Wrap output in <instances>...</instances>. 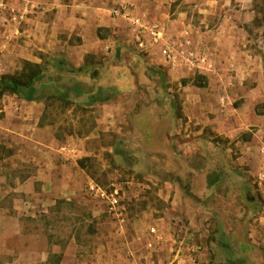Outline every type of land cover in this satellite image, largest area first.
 Here are the masks:
<instances>
[{
    "label": "crops",
    "instance_id": "obj_1",
    "mask_svg": "<svg viewBox=\"0 0 264 264\" xmlns=\"http://www.w3.org/2000/svg\"><path fill=\"white\" fill-rule=\"evenodd\" d=\"M122 6L127 16L112 12ZM153 26L157 42L148 32ZM166 43L180 51L175 62L166 59ZM191 48L205 60L189 59ZM26 61L43 66L38 98L5 94L0 100V146L29 148L11 155L18 169L0 167V175L17 180L10 187L17 215H6L12 227L0 230V253L12 256L4 264H160L163 255L186 264L185 253L171 252L166 241L175 223L202 228L211 213L217 225L208 247L216 260L253 264L254 243L264 248V181L257 179L264 162V10L256 0H0V76ZM48 66L59 75L51 77ZM148 67L168 83L156 92L160 103L142 101L155 88L123 84L157 79ZM51 95L69 98L71 110L90 108L93 127L77 117L72 125L83 131L60 136L46 119ZM160 117L169 125L160 127ZM65 140L76 142H68L76 155L90 154L89 141H107L122 175L168 176L158 179L167 189L160 191L165 207L149 204L131 214L126 194L139 195L144 185L122 176L111 183L122 193V219L89 193L108 213L97 211L98 224L111 229L99 245H87L76 231L60 232L54 241L44 231L25 230L22 213L34 216L81 192V171L60 161ZM209 251H200L199 260Z\"/></svg>",
    "mask_w": 264,
    "mask_h": 264
},
{
    "label": "rangeland",
    "instance_id": "obj_2",
    "mask_svg": "<svg viewBox=\"0 0 264 264\" xmlns=\"http://www.w3.org/2000/svg\"><path fill=\"white\" fill-rule=\"evenodd\" d=\"M256 6L258 10H264V0H256ZM255 34V31H254ZM130 55L133 56V51H130ZM122 57V56H121ZM47 73L52 77H55L56 75H59L58 67H51L48 66ZM150 69L154 74V68H147V70ZM146 70V71H147ZM164 75V73L162 72ZM108 77L104 78L107 79ZM157 79H150V81H146L145 83H140L139 80H131L127 79V82H123L126 86H139L140 89H146L151 86L156 89L155 93L153 95H147V100L142 99V101H145V103H153L158 102L157 100L158 96L156 92L159 90L164 92L166 87L168 86V83L166 82V79H163L159 75L156 77ZM107 81H110V79H107ZM110 84V82H108ZM106 85V83H104ZM111 86L107 87V91H110L112 88ZM148 92V91H147ZM47 110H46V119L49 122L54 123V127L57 129V133L61 136H64L66 133H69L70 131L74 129H78V133H81L83 131V128L72 125L75 118L80 117L81 122L84 123L85 126H88L92 128V116L93 114L90 113V108H83L80 107L72 108V103H66L64 100L61 99H48L47 100ZM162 103V102H161ZM82 109V110H81ZM147 113V112H146ZM81 115V116H80ZM160 121H158V125L160 127L168 126L169 122L167 119H164L160 117ZM163 119V120H162ZM78 124V123H77ZM133 134L130 137V141L133 140ZM109 138V137H108ZM104 139V138H103ZM69 141H62L61 144H59L58 148L63 145L67 144ZM107 142V141H106ZM103 140H94L89 141L86 143V150L90 153L88 155H85L84 153H78L77 155L69 158H61L60 161L63 163H67V165L74 166L75 169L78 171H81V178H82V185H81V192L78 194L76 193L75 196H71V199H67L65 197H60L57 199L56 204L51 205L47 210L44 211L42 208L41 210L35 212V215L32 216L30 213L25 214L22 213L20 218L22 221V226L27 231H44L49 234V236L52 238L51 240H57L55 238L56 234L63 233L65 236L68 235L70 231H76L77 235L79 237L84 236L82 241H84L87 245L89 244H95L99 245L101 241L103 240L102 237L103 233L106 235H109V232L111 229L107 227V224L100 225L98 224V210H101V213L103 217H107L108 213L103 211L105 210V206L102 205V203L97 200L96 198L92 197L91 194L87 191V181L89 179H94L97 182L105 185H109L112 182H119L122 180V176H129L130 178L133 177V181H138L140 183H143L142 186L143 189L139 193V195H136V192L129 191L126 194V204L131 207L133 212L131 214H134L135 211H138V209H146L149 204H152L153 207H157L158 209H163L165 207L166 202L162 198V195L160 194L161 189L167 191L165 188L163 180L159 181L158 179H167L168 176L156 172L152 175L150 174H130L126 172V174L122 175V168L118 166V163L113 159V157L110 155V153L105 150L107 147V143ZM70 144H76V142H69ZM68 143V144H69ZM16 145H6V146H0V155L4 156L7 155V159L1 158L0 160V167L3 165L8 168H19V165H17L18 159H12V154H18L22 153L23 149H29L28 147H24V143H15ZM79 148H81L78 144L75 145ZM57 148V149H58ZM84 151V150H83ZM59 152V151H58ZM61 154V153H60ZM158 154V153H157ZM154 156V155H153ZM155 157V156H154ZM59 158V157H58ZM84 158L82 160L83 164L79 162V159ZM14 169V170H16ZM175 178H179L176 176ZM16 180V176H14L12 179H9L7 176L6 178L3 175H0V230L11 228L12 223L10 222V219H8L9 216L6 215H15L14 208L10 205V202L14 198V192L11 190L10 187H14V182ZM17 181V180H16ZM134 187L132 186L130 190ZM135 194V195H134ZM140 196L139 199H132ZM41 197L49 198L54 197L53 195L49 194H43ZM4 204H7V206H4ZM130 209V208H129ZM130 209V210H131ZM17 215V214H16ZM7 217V218H6ZM180 221V219H179ZM109 225V224H108ZM216 223V217L211 213L208 221L204 222L202 228H196V227H190L187 225V229L181 225L180 223H175V232L172 233V235L167 239L166 244L167 248H172L171 252L173 250L177 252L178 250H181V252L185 253V259H187L186 264H223L222 262L217 261V255L215 256L213 254V251L208 247V241L211 240L212 237H214L215 233V226ZM110 226V225H109ZM181 226V227H180ZM115 232V229L112 230ZM250 231V230H249ZM81 235V236H80ZM17 240H15L16 242ZM192 244H199L202 246V250H208L210 249L208 255L203 260H199L198 253H192L190 251V248ZM256 247H253L254 253L251 255H248V258L253 260V264H259V262H264V252L263 247L260 245V243H254ZM201 250V251H202ZM10 255H2L0 253V264H4V260L6 258H11ZM91 257V256H90ZM90 257H84L85 261L90 260ZM161 263L160 264H176L175 262L171 263L170 258H168L166 255L161 256L160 258ZM158 263V262H157ZM241 264H249L246 259L242 260ZM251 264V263H250Z\"/></svg>",
    "mask_w": 264,
    "mask_h": 264
},
{
    "label": "built area",
    "instance_id": "obj_3",
    "mask_svg": "<svg viewBox=\"0 0 264 264\" xmlns=\"http://www.w3.org/2000/svg\"><path fill=\"white\" fill-rule=\"evenodd\" d=\"M127 7H116L113 9V13L116 15H125L127 16ZM147 30V28H146ZM149 34L152 35L155 42H157L160 38V33L157 28V26L150 27L148 29ZM142 42V40H140ZM163 52L166 56V59L169 62H175L178 53L180 52L178 50V47L175 46L172 43H166L163 47ZM188 58L191 60H197V61H204L205 56L201 53L199 55L196 54V51L194 49H189L187 51ZM60 153L65 157H71L76 155V149L74 147H71L69 144H63L59 147ZM259 151L261 154L264 155V140L262 141V144L259 148ZM257 179L259 181H264V162L257 174ZM87 191L92 194V196L96 197L97 199H100L103 201L108 210L114 214L119 219H122L126 212V207L123 204V198L120 188L115 184H101L97 182L94 179H89L87 183ZM202 250V246L199 244H192L190 251L192 253H198Z\"/></svg>",
    "mask_w": 264,
    "mask_h": 264
},
{
    "label": "trees",
    "instance_id": "obj_4",
    "mask_svg": "<svg viewBox=\"0 0 264 264\" xmlns=\"http://www.w3.org/2000/svg\"><path fill=\"white\" fill-rule=\"evenodd\" d=\"M156 74L165 79V75L160 70H155ZM43 66L39 63L26 61L22 69L14 74H4L0 76V100L5 94H17L27 100L38 98L37 82L42 79ZM48 99H61L66 103L72 101L63 95H51ZM82 162V160H81Z\"/></svg>",
    "mask_w": 264,
    "mask_h": 264
}]
</instances>
